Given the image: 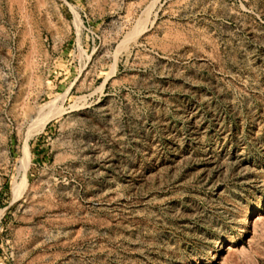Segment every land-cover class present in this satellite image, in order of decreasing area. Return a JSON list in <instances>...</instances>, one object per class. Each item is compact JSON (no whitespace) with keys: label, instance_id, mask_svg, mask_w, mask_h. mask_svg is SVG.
<instances>
[{"label":"rangeland","instance_id":"rangeland-1","mask_svg":"<svg viewBox=\"0 0 264 264\" xmlns=\"http://www.w3.org/2000/svg\"><path fill=\"white\" fill-rule=\"evenodd\" d=\"M0 264H264V0H0Z\"/></svg>","mask_w":264,"mask_h":264},{"label":"bare ground","instance_id":"bare-ground-1","mask_svg":"<svg viewBox=\"0 0 264 264\" xmlns=\"http://www.w3.org/2000/svg\"><path fill=\"white\" fill-rule=\"evenodd\" d=\"M47 110V109H46ZM53 110V109H52ZM42 121V120H41ZM27 163H28V150L25 148V150H24V156H23V169H24V171H25V169H26V166H27ZM24 181H25V183H26V179H25V175L23 174V180L20 182V184H24ZM18 186V184H15V187H17ZM20 193H18V192H16L15 193V197H17L18 195H19ZM4 208L1 210L2 212H4Z\"/></svg>","mask_w":264,"mask_h":264}]
</instances>
